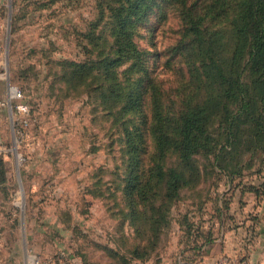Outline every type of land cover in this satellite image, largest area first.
Segmentation results:
<instances>
[{
  "label": "rangeland",
  "instance_id": "rangeland-1",
  "mask_svg": "<svg viewBox=\"0 0 264 264\" xmlns=\"http://www.w3.org/2000/svg\"><path fill=\"white\" fill-rule=\"evenodd\" d=\"M227 1L186 3L225 29ZM119 10L133 13L141 56L116 67ZM181 32L176 0H0V264H264V144L248 149L244 138L217 157L219 118L207 127L210 149L193 156L197 182L180 189L166 221L150 218L163 193L154 173V195L126 190L125 127L142 168L158 161L149 81L168 131L201 100L172 51ZM131 89L143 101L123 112L119 95ZM164 160L179 168L176 150Z\"/></svg>",
  "mask_w": 264,
  "mask_h": 264
},
{
  "label": "trees",
  "instance_id": "trees-1",
  "mask_svg": "<svg viewBox=\"0 0 264 264\" xmlns=\"http://www.w3.org/2000/svg\"><path fill=\"white\" fill-rule=\"evenodd\" d=\"M182 32L172 47L178 57H184L190 80L196 81L201 100L179 109L176 129L165 128L167 115L161 97L151 82L144 88L150 92L153 123L150 132L154 138L157 164L143 169L140 144L132 129L125 127V153L128 156V183L126 190L137 188L147 197L150 174L157 176L163 186L162 201L152 208L159 217L152 218L156 227L166 221L164 210L178 196L180 189L194 185L199 170L193 156L200 150H209L207 127L219 118L224 125L225 141L217 149L232 153L245 138L248 149H262L264 144V0H228L224 15L227 27L209 28L196 9L186 0H176ZM136 14V13H135ZM129 11H117L112 16L114 44L117 46L116 67L129 59L140 60L141 52L135 46L130 31ZM131 89L122 97L123 112L134 111L143 101L142 93ZM170 150H176L178 167L164 166ZM164 162V164H163ZM147 174V181L138 184ZM155 227V228H156Z\"/></svg>",
  "mask_w": 264,
  "mask_h": 264
},
{
  "label": "water",
  "instance_id": "water-1",
  "mask_svg": "<svg viewBox=\"0 0 264 264\" xmlns=\"http://www.w3.org/2000/svg\"><path fill=\"white\" fill-rule=\"evenodd\" d=\"M14 151H16L15 147L13 148Z\"/></svg>",
  "mask_w": 264,
  "mask_h": 264
}]
</instances>
